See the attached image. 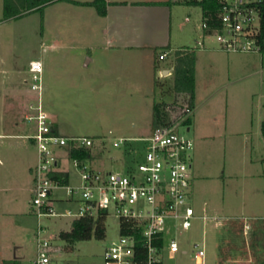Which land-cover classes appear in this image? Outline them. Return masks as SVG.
Returning a JSON list of instances; mask_svg holds the SVG:
<instances>
[{
    "label": "rangeland",
    "instance_id": "1",
    "mask_svg": "<svg viewBox=\"0 0 264 264\" xmlns=\"http://www.w3.org/2000/svg\"><path fill=\"white\" fill-rule=\"evenodd\" d=\"M114 1L126 2L110 4L107 17L99 16L96 20L88 8L65 1L3 20L0 0V54L6 56L8 85L20 73L17 77L23 79V89H29L30 62L40 60L43 105L55 125L66 136L92 137L102 151L96 152L100 156L82 162L94 171L125 173L128 166L135 165L136 155L147 144L144 138L150 136L155 100L170 99L156 87V79L160 77L170 85L173 76L152 68L147 73L144 61L138 71L114 76V48L108 45L120 41L137 43L140 48L128 51L148 55L150 64L156 52L170 45L173 49H168L169 57L159 61L162 67L171 63L174 49L195 48L194 104L185 115L190 119L189 124H180L178 129L193 141L191 203L198 215L207 212L222 216L223 220L195 219L189 230L173 227L161 259L163 264H261L264 260V136L261 130L264 50L257 47L247 51L226 50L213 35L199 45L197 41L203 33L199 5L182 0ZM122 29L129 34H115ZM92 55L95 60L85 67ZM254 65L256 71L250 69ZM31 94L37 98L36 91L31 90ZM24 115L23 111L20 117L26 126L22 134H32L33 124ZM120 138L125 142L114 146L113 142ZM23 141L38 152L29 139ZM59 155L60 167L69 172V185H81L80 168L68 156L67 149H59ZM21 195L30 210L25 246L19 253L23 260L38 259L39 225L42 226L40 237L50 241L49 264L101 263L106 247L119 236V218L111 207L106 219V237L79 240L68 250L59 233L69 230L75 217H39L32 203L33 195L27 190ZM53 196L58 213L67 209L74 211L80 206L77 200L80 196L69 199L65 186L55 188ZM237 215L263 226L245 235L236 225L224 221ZM171 236H176L180 243L178 252L168 249ZM242 239L247 248L242 246ZM255 240L259 244L253 249L250 244ZM195 243H203L202 263L194 256Z\"/></svg>",
    "mask_w": 264,
    "mask_h": 264
},
{
    "label": "built area",
    "instance_id": "2",
    "mask_svg": "<svg viewBox=\"0 0 264 264\" xmlns=\"http://www.w3.org/2000/svg\"><path fill=\"white\" fill-rule=\"evenodd\" d=\"M225 3V11L220 14L223 23L222 29L213 33H206L208 23L202 16L203 33L199 35L197 43L204 44L207 36H215L221 48L233 51H247L259 48L255 39L249 34L255 32L259 25L258 11L249 6V3L264 0H220ZM168 50L159 54L160 59L169 56ZM32 73L31 89L36 91L38 98L29 104L25 119L34 125L35 131L28 135L38 150V162L34 167V183L32 187V203L37 208V215L63 216L75 218L96 216L101 212H109L113 207L114 215L119 219L131 220L141 227L146 248V259L140 257L137 241L134 235L119 234L113 239L104 251V264H161V253L171 233V229L189 230L195 219L223 220L221 216L209 215L207 212L198 215L191 203L192 164L191 151L193 141L178 126L182 124L186 113L191 111L190 106L183 108L182 118L172 116L171 121L158 125L150 136L145 137L147 142L142 158L136 160L135 165L128 166L125 173L115 171H94L82 161L72 158L73 163L80 168L82 184L70 186L61 184L59 180L51 178V174L63 168L60 167L61 156L59 149L68 148L71 140L80 145H92V137L64 136L57 133L53 121L45 110L42 100V72L43 63L40 60L30 62ZM173 112V108L167 106ZM124 138L113 142L120 146ZM67 154L69 151L67 149ZM65 186L69 199L75 195L80 206L76 210L67 209V212L58 213L54 206L53 191ZM97 193V196L95 197ZM228 220V218H227ZM243 232L248 235L252 229V219L239 218ZM42 226L37 230L39 256L36 264H49L51 261L48 248L50 241L40 237ZM163 238L160 243L159 239ZM168 249L171 252L180 250V243L176 236L168 240ZM197 247L194 256L199 263L203 262L205 249L203 243H195Z\"/></svg>",
    "mask_w": 264,
    "mask_h": 264
},
{
    "label": "crops",
    "instance_id": "3",
    "mask_svg": "<svg viewBox=\"0 0 264 264\" xmlns=\"http://www.w3.org/2000/svg\"><path fill=\"white\" fill-rule=\"evenodd\" d=\"M64 1L74 6L88 8L87 10H89L94 20H96V18L99 16L107 17L110 4L126 2L106 0L107 12L105 15H101L98 13L94 6L77 4L66 0ZM77 1L84 2L91 0ZM115 34L126 36L129 34V32L122 29V31H115ZM138 45L139 44L137 43H128L123 41H120L118 43L115 42V44L113 45H108L111 46L112 49L114 48V76H119V74H123L122 76H124L126 73L138 71L137 68L140 65L143 66V61L146 62L147 73H149V70L152 68L156 72L163 70V72H165L163 74L172 75L173 60L165 67H162L161 62H159V54L163 50L173 49L170 47V45L164 46L166 48H164L159 53L156 52V55L152 59L151 64L149 63L150 59L148 58V55H145L144 53H137L132 50L128 51L130 50V48L137 47ZM140 46H138V48H140ZM215 52L219 51L217 50ZM217 56H219L217 57L218 59L221 58L220 54ZM5 58L6 56L0 54V264H6L11 260H18L23 263L35 262L36 260H23V256L19 254L21 253L22 248H24L25 246L26 239L24 238V233H26V231L29 229V220L27 217V213L30 212L29 207L25 205L26 203H24V199H22L21 194L25 190H27L32 195V187L34 183V167L38 162V152L35 153V151L30 147L29 143L23 141V139L27 138L30 140L33 146L35 144L34 141L30 137H28V135L30 134H22V129L26 125L22 123L20 116L23 111L26 115L29 110V104L36 101L38 95L37 98L32 97L31 86L29 89H23V79L21 80L20 77H17L20 76V73H17L18 75H15L14 79L8 85L5 75ZM94 60L95 57L93 55L90 58H87L85 67L91 65ZM250 69H254V71H256V65L250 67ZM116 80H118V78ZM25 81L28 82V80ZM194 99L195 92L193 97V104ZM52 121L54 130L57 133L66 136L65 134L60 132L53 119ZM188 128L190 129V127ZM153 129L154 128L152 122L150 135L152 134ZM34 131L35 129L33 130V132ZM142 153L143 152L141 151L138 154V159L142 158ZM127 165H129V162ZM239 218H242V216L237 215L233 217H226L224 221H226L230 225H236L237 223L235 221L237 220V222L240 223V225L238 224V226H241L242 222L239 220ZM253 221L250 235L253 233L256 227H261L264 225L263 224L260 226L259 224L253 223ZM9 254L13 256H8Z\"/></svg>",
    "mask_w": 264,
    "mask_h": 264
},
{
    "label": "trees",
    "instance_id": "4",
    "mask_svg": "<svg viewBox=\"0 0 264 264\" xmlns=\"http://www.w3.org/2000/svg\"><path fill=\"white\" fill-rule=\"evenodd\" d=\"M64 0H3V20L18 18L26 13L33 11H38L46 6ZM77 4L91 5L96 8L99 14L105 15L107 12V1L106 0H91L80 2L77 0H66ZM188 4L199 5L202 10V16L204 20L208 23L205 28L206 33H213L216 29H222L223 23L220 19V14L225 11V3L220 0H182ZM254 7L260 16L259 25L255 32L249 34V36L255 39V42L259 46L260 50H264V1H257L248 4ZM173 81L169 85L162 81L160 77L156 79V87L160 88L161 94L169 95L168 100H155L153 105V128L158 125H164L171 121L173 115L177 118H182V110L186 106L192 107L193 97L196 85V51L192 47H180L174 50L173 55ZM167 106L173 108L171 112ZM190 119L186 117L183 119L182 124H189ZM262 134L264 136V121L261 124ZM97 143L88 146L80 145L78 141L71 140L68 146L69 155L72 158H94L97 155L96 152L101 154L99 151V146ZM140 153V151H139ZM138 158V155H136ZM135 158V159H137ZM51 178L59 180L61 184H68L70 181L69 172L61 169L55 170L51 174ZM109 212H101L96 216H83L80 218H75L72 222L71 228L69 230H61L59 236L65 240L66 245L64 248L73 249L74 244L79 240H87L92 237L98 239H103L106 237V219ZM236 229L243 232V227L237 220L235 221ZM242 224V223H241ZM119 234H131L134 235L137 241V248L140 251V257L146 259L147 252L144 245V238L141 234V227L135 225V222L131 220L119 219ZM256 239V238H255ZM163 238H160V243ZM245 240V239H244ZM258 240V239H256ZM256 240L250 244V246L255 249L259 244ZM242 246H246V242L242 239ZM247 248V246H246ZM264 249V243L262 245ZM247 249L244 252L247 254ZM243 252V251H242ZM254 254V253H253ZM6 264H36L35 262L23 263L18 260L8 261ZM63 264H87L81 262H66ZM91 264H104L101 263H91ZM163 264V263H161ZM252 264V263H246ZM264 264V260L261 261Z\"/></svg>",
    "mask_w": 264,
    "mask_h": 264
},
{
    "label": "water",
    "instance_id": "5",
    "mask_svg": "<svg viewBox=\"0 0 264 264\" xmlns=\"http://www.w3.org/2000/svg\"><path fill=\"white\" fill-rule=\"evenodd\" d=\"M165 73V72H164ZM188 130H189V128H188Z\"/></svg>",
    "mask_w": 264,
    "mask_h": 264
}]
</instances>
